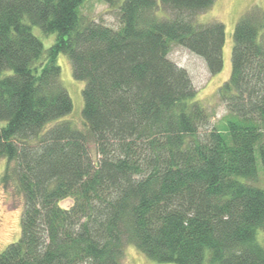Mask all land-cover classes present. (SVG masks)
I'll use <instances>...</instances> for the list:
<instances>
[{
	"label": "trees",
	"instance_id": "1",
	"mask_svg": "<svg viewBox=\"0 0 264 264\" xmlns=\"http://www.w3.org/2000/svg\"><path fill=\"white\" fill-rule=\"evenodd\" d=\"M214 1L119 0L114 28L84 0H0L1 182L23 203L0 264H118L130 244L158 262L264 264V189L240 180L256 152L264 175V12L235 23L221 125L168 58L175 44L221 70L225 27L198 21ZM32 25L56 34L49 48ZM60 53L84 82L85 129L46 128L72 108Z\"/></svg>",
	"mask_w": 264,
	"mask_h": 264
},
{
	"label": "rangeland",
	"instance_id": "2",
	"mask_svg": "<svg viewBox=\"0 0 264 264\" xmlns=\"http://www.w3.org/2000/svg\"><path fill=\"white\" fill-rule=\"evenodd\" d=\"M119 0H84L80 11L83 15L101 21L111 27L118 28V3ZM257 6L264 12V0H215L209 9L198 15V21L205 23L218 20L225 27L224 44L222 48L223 65L219 72L211 74L203 59L189 52L187 49L172 44L168 58L177 65L185 68L196 90V99L202 101L211 116V126L221 125L223 116L226 114L225 105L217 95L218 86L221 85L231 72V52L233 46V30L236 21L252 7ZM32 32L37 36L45 49L55 41V33H44L40 27L31 26ZM57 64L60 66V82L66 89L72 101V108L65 116L53 120L46 125L51 127L55 123L67 120L76 128H84L82 116L83 97L82 89L84 82L75 79L72 75L71 63L64 53L57 56ZM3 122L0 121V125ZM85 129V128H84ZM93 151V150H92ZM94 154V151H93ZM95 156V154H94ZM257 176L250 181L241 178L243 182L250 183L264 189V175L259 155L256 152ZM6 166V159L0 158V252L9 244L16 241L20 236V216L22 212V198L13 185L4 189L1 177ZM63 206L69 205V200L61 202ZM257 242L264 248V231L256 232ZM118 264H176L172 262H158L145 256L134 245H127L124 257Z\"/></svg>",
	"mask_w": 264,
	"mask_h": 264
}]
</instances>
